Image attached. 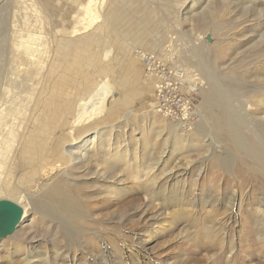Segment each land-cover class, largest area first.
Masks as SVG:
<instances>
[{
	"label": "rangeland",
	"instance_id": "374dc122",
	"mask_svg": "<svg viewBox=\"0 0 264 264\" xmlns=\"http://www.w3.org/2000/svg\"><path fill=\"white\" fill-rule=\"evenodd\" d=\"M99 1L0 0V199L26 206L0 264H264V0H104L91 22ZM171 35L202 85L182 132L152 110L130 49L175 64L158 52ZM95 129L72 160L67 144Z\"/></svg>",
	"mask_w": 264,
	"mask_h": 264
},
{
	"label": "bare ground",
	"instance_id": "6f19581e",
	"mask_svg": "<svg viewBox=\"0 0 264 264\" xmlns=\"http://www.w3.org/2000/svg\"><path fill=\"white\" fill-rule=\"evenodd\" d=\"M104 0H102L101 2L99 1L97 4H92V5H90V6H88L87 8H86V10H85V12H86V15L88 16V17H90V19L89 20H91V22H93V20H96V19H99L100 17H101V15H102V13H101V9H102V6H103V2ZM1 6V5H0ZM2 9V8H1ZM5 9V8H4ZM6 9H8V8H6ZM101 13V14H100ZM3 14V13H2ZM3 16V15H2ZM1 16V17H2ZM104 16V15H103ZM0 17V18H1ZM4 18V17H3ZM104 18L106 19V20H108L107 19V17L106 16H104ZM103 20V19H102ZM1 21V20H0ZM97 21V20H96ZM2 22V21H1ZM1 25V24H0ZM1 31V30H0ZM171 41H170V43L168 44V45H166L165 47L163 46V47H161L160 48V51H158V52H164V54H168V58H171L172 59V61H176V63H175V65H177L178 64V62H177V58L178 57H176V54H177V52L176 51H178L177 50V48L176 47H174L173 46V38H175V37H173L172 35H171ZM30 41H32V38H30L29 39ZM123 42V41H122ZM137 46H138V44H136ZM136 45H134L133 47H132V45L130 46L131 48L130 49H132L131 51V53L132 54H134L135 52L137 53L138 52V50H136V48H138ZM44 47V46H43ZM128 48V47H127ZM157 49H158V47H157ZM145 50V49H144ZM24 51H25V53L27 54V52L29 53V55H31V57H32V61H34V56L33 55H40V52L42 51V48H38V49H32L31 48V45H25V47H24ZM142 51V50H141ZM43 52V51H42ZM157 52V51H156ZM33 53H35V54H33ZM140 52H138V54H139ZM150 53H154L153 51H150ZM132 59H134V60H132L131 62L132 63H134V65L135 64H140L142 61H141V58L140 57H135V56H133L132 55ZM138 64V65H139ZM178 67V66H177ZM179 68V67H178ZM180 70H181V75L183 76V78H185V84L189 87V89L190 90H196V89H199L202 85L200 84V83H198L195 79H192V78H188V75L187 76H185V68H179ZM142 83H143V85L145 86L146 85V87H144V89L146 88V93H147V89H149L150 90V88L152 89L153 88V86H152V81L149 79V78H145V79H143V81H142ZM201 85V86H200ZM107 87V86H106ZM107 89H105V90H103V93L106 95L107 94ZM108 95V94H107ZM147 95V94H146ZM150 96V95H149ZM43 98V97H42ZM89 98V97H88ZM263 100V99H262ZM217 102V101H216ZM218 104H220V103H218ZM99 105V104H98ZM221 105V104H220ZM219 107H221V106H219ZM40 109V108H39ZM149 109V108H148ZM152 110H153V108H152ZM151 109L150 110H148V111H152ZM221 110H223L224 111V114H223V117L224 116H226V114H227V112H226V110H225V107H221ZM15 111V110H14ZM92 111V110H91ZM222 111V112H223ZM200 112H202V111H200V109H198L197 110V113H199L200 114ZM221 112V113H222ZM148 113V112H147ZM152 113H153V111H152ZM228 115V114H227ZM83 116V115H82ZM199 116H201V115H199ZM4 117V115L2 114V112L0 113V120L2 119ZM220 117V116H219ZM81 119V118H80ZM146 119V118H145ZM200 119H202V118H200ZM215 119H216V117H215ZM224 119H226L225 117H224ZM228 119V121H220V119H218V126H219V128H225V131H226V129H229L228 131H229V136L230 137H232V139L234 138V142H235V144L239 147V148H241V149H244V150H246L247 149V147H246V143L244 142V140H243V138H241V137H239V136H235V137H233V134H234V132H233V127H232V125H231V123H230V121H229V118H227ZM26 120H30V122L32 123L31 124V128H30V130H29V133H28V135H31V134H33L32 132L34 131L35 132V130L34 129H32V128H37V126H35V124H38V118H37V108H34L33 107V109H31V111H30V115H29V117L26 119ZM163 120L164 119H161V120H159V122L161 123L160 124V126H161V128H163V129H165V128H167V126L165 125V123L163 122ZM216 121V120H215ZM1 122V121H0ZM56 122V121H55ZM153 122V121H152ZM214 122V121H213ZM223 122H225V125H224V123ZM54 123V122H53ZM155 123V122H154ZM164 123V124H163ZM216 123V122H215ZM223 123V124H222ZM28 124V123H27ZM62 125L63 124H60V123H58V126H56L55 128H54V133L52 134L53 136H56V138H57V143H61V144H65V146H66V139H65V137L63 136V134H62ZM217 125V124H216ZM181 126H183V122H177L176 124H174V126H173V128L172 129H177L178 131H180V132H182V127ZM25 128V127H24ZM162 129V130H163ZM190 129H196V126H192ZM161 130V131H162ZM253 130V129H252ZM94 132H92V136L91 137H89L88 139H86V140H83V138L81 137H78V138H75V139H78V140H75V139H72V140H70V142L67 144V146H68V151H69V153H67L68 154V156H70V157H72V160H74V159H78V161L79 160H81L82 158H84L82 155H73L72 153H71V149L73 148V149H81L83 146H87V144H91V143H93L94 141H95V139L96 138H98V130H93ZM65 132H66V130H65ZM59 133V134H58ZM226 133V132H225ZM228 133V132H227ZM226 133V134H227ZM55 134H58V135H55ZM112 134V133H111ZM239 134V133H238ZM180 134L178 133V134H175V136H174V141L175 142H178L176 139L177 138H179L180 136H179ZM228 135V134H227ZM33 136V135H32ZM109 136H110V134H109ZM65 139V140H64ZM181 141V140H180ZM93 145V144H92ZM103 145L104 146H107V147H110V138H108L106 141H104L103 140ZM92 147V146H91ZM91 147H89V148H91ZM50 148H51V146H50ZM113 148V147H112ZM263 148V147H262ZM111 149V148H110ZM113 150V149H112ZM73 151V150H72ZM76 150H74V152H75ZM106 151L108 152L109 150H107L106 149ZM26 152V151H25ZM122 152H127L126 151V149L125 150H122ZM104 153H105V151H104ZM18 154V153H17ZM120 154H122L121 152H120V150L119 149H116L115 151H114V153H112V158H116V157H119L120 156ZM252 154V153H251ZM9 155V154H8ZM110 155V154H109ZM108 155V156H109ZM6 156V155H5ZM123 156V155H122ZM121 156V157H122ZM253 156V155H252ZM251 157V156H250ZM246 158V157H245ZM14 159V158H13ZM63 159V158H62ZM253 159V158H252ZM9 160V159H8ZM11 162V161H10ZM59 166V165H58ZM263 167V169H264V165L262 166ZM55 168V165L54 166H52V165H50L48 168H46V169H44L43 170V174H42V176H47V175H49L50 173H51V171L53 170ZM14 171H15V164L13 165V167H11L10 166V169L7 171V179H8V182H11V180H12V177H13V173H14ZM263 172H264V170H263ZM150 173H151V171H148L147 173H145V175H150ZM16 178V177H15ZM47 180V179H46ZM153 195V194H152ZM21 197L24 199V200H27V195L26 194H23V195H21ZM155 198H153V196H150V200L151 201H153ZM15 202V201H14ZM22 202V201H21ZM15 203H17V204H19V201L18 202H15ZM21 206V205H20ZM22 207V214H21V217H20V220L18 221V222H20L25 216H26V206L24 205V206H21ZM2 217V216H1ZM1 217H0V220H1ZM226 233H225V231H222L221 232V239H222V242H223V239H225L226 238ZM244 240V239H243ZM233 242V241H232ZM242 242H244V241H242ZM222 243L220 242V248H222ZM233 246L231 245V248H232Z\"/></svg>",
	"mask_w": 264,
	"mask_h": 264
},
{
	"label": "built area",
	"instance_id": "2783aa9c",
	"mask_svg": "<svg viewBox=\"0 0 264 264\" xmlns=\"http://www.w3.org/2000/svg\"><path fill=\"white\" fill-rule=\"evenodd\" d=\"M138 52L144 74L152 81L154 111L168 120L183 122L181 127L189 130L199 119L196 92L185 84L181 70L173 62L149 52Z\"/></svg>",
	"mask_w": 264,
	"mask_h": 264
},
{
	"label": "water",
	"instance_id": "95a60500",
	"mask_svg": "<svg viewBox=\"0 0 264 264\" xmlns=\"http://www.w3.org/2000/svg\"><path fill=\"white\" fill-rule=\"evenodd\" d=\"M206 40L211 41L209 34H206ZM22 214V207L6 198L0 199V239L14 230Z\"/></svg>",
	"mask_w": 264,
	"mask_h": 264
},
{
	"label": "crops",
	"instance_id": "0c3cea01",
	"mask_svg": "<svg viewBox=\"0 0 264 264\" xmlns=\"http://www.w3.org/2000/svg\"><path fill=\"white\" fill-rule=\"evenodd\" d=\"M153 99H154V97H153ZM154 101V100H153Z\"/></svg>",
	"mask_w": 264,
	"mask_h": 264
}]
</instances>
